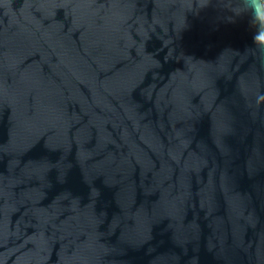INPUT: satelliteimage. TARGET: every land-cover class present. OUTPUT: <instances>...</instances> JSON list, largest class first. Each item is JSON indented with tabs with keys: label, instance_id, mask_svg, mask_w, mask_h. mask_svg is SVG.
Segmentation results:
<instances>
[{
	"label": "water",
	"instance_id": "water-1",
	"mask_svg": "<svg viewBox=\"0 0 264 264\" xmlns=\"http://www.w3.org/2000/svg\"><path fill=\"white\" fill-rule=\"evenodd\" d=\"M203 2L0 0V264H264V51Z\"/></svg>",
	"mask_w": 264,
	"mask_h": 264
},
{
	"label": "clouds",
	"instance_id": "clouds-1",
	"mask_svg": "<svg viewBox=\"0 0 264 264\" xmlns=\"http://www.w3.org/2000/svg\"><path fill=\"white\" fill-rule=\"evenodd\" d=\"M240 5L239 8H233L232 12L236 16L245 13L249 15L250 24L255 28L252 35L253 45L257 50L264 51V0H240ZM199 6L203 9L209 4L205 0Z\"/></svg>",
	"mask_w": 264,
	"mask_h": 264
}]
</instances>
